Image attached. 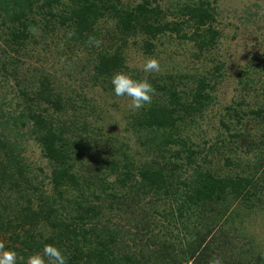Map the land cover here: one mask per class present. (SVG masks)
<instances>
[{"label": "trees", "instance_id": "trees-1", "mask_svg": "<svg viewBox=\"0 0 264 264\" xmlns=\"http://www.w3.org/2000/svg\"><path fill=\"white\" fill-rule=\"evenodd\" d=\"M218 1L0 0V54L9 48L14 55H0V240L7 247L26 257L53 243L66 250L68 264H211L213 257L264 264L251 234L253 210L264 209V100L247 110L226 105L220 121L229 138L203 148L180 134L214 101L217 84L200 67L141 75L156 92L127 113L138 148L105 132L98 120L106 114L94 118L85 101L90 80L111 88L116 72L137 78L134 49L154 55L175 40L201 53L214 48L222 35ZM55 43L72 61L53 62V70L24 61L43 59ZM257 66L264 72V51ZM213 67L208 72L219 78L223 63ZM59 69L67 79L60 86ZM250 82L241 80L244 88ZM25 136L40 146L49 173L27 161ZM241 140L252 158L224 157L225 167L240 169L233 175L209 167V158L208 166L196 163L204 148V157L216 158L218 143L235 151ZM237 199L244 210L232 207Z\"/></svg>", "mask_w": 264, "mask_h": 264}, {"label": "rangeland", "instance_id": "rangeland-1", "mask_svg": "<svg viewBox=\"0 0 264 264\" xmlns=\"http://www.w3.org/2000/svg\"><path fill=\"white\" fill-rule=\"evenodd\" d=\"M217 26L222 32L217 45L203 53L199 52L192 42H183L180 45V41L175 40V42L167 47L165 52L154 53V55L149 53L141 54L134 49L133 58L129 60L130 68L134 69V73H138L137 78H141V75L147 74L143 71L145 61L148 58H156L160 65L159 71L153 72V75L156 77L164 72L168 74L173 71L182 74L193 73L194 68L200 67L205 73L207 72L206 74H209L210 79L215 80L217 85L213 90L214 101L206 108L203 114L197 116L195 121H190V124L180 129L181 135L188 136L191 139L190 143H193L191 144L193 147H208L217 141L218 136L229 138L225 127L220 121V114L225 112L224 107L226 105H235L247 110L249 108H256L264 100V93H261V90L264 89L262 83L264 72L257 66L258 60L264 51V0H219ZM3 46L5 44L0 39V49ZM38 46V50H40L41 46ZM159 46L163 49L162 44ZM49 47L48 51H41L40 55L43 59L39 60L35 55L34 57L23 56L24 61L33 64L42 63L44 66L49 67L50 70H53L51 66L53 62L54 66H59V61L63 62L64 58L73 59L71 53H65L62 43L51 44ZM1 56L5 58L14 55L12 50L6 48L5 53L2 52ZM216 62L223 63L219 78L208 72V70L215 71L213 66ZM56 74V80L59 86L60 79L62 80L61 83H66L65 81L67 79L61 69L56 71ZM248 76L253 78L254 82H250L248 87L244 88L241 80ZM0 78L3 80L4 74H0ZM13 84V79H10L8 82H6V79L4 81L6 88H12ZM86 86L87 96L85 101H87V105L95 110L91 113L92 116L99 119L101 118L100 111L106 114L105 118L98 120L100 127L102 126L104 128L105 126L107 131L101 128L120 140L122 138L125 140L129 139L130 146L132 148H138L140 138L137 137L133 128L130 126L131 118L127 117V113L132 111L128 107L129 98L116 96L113 87L110 88V85L104 87L101 84H97L95 79L86 83ZM241 100L243 102L239 104ZM12 102L15 105V100ZM69 114L72 115L71 112ZM69 114L66 113L65 116ZM242 128L244 129V127ZM242 128L239 130H243ZM253 137H256V134ZM23 142V154L26 156L27 161L32 163L35 170L40 171L38 170V166H41L46 173H49V161L43 157L40 146L35 140L32 137L25 136ZM218 144L221 145L219 147V156L215 158L210 153L209 156L204 157V151L206 149L204 148L196 157V163H204L208 166L206 160L209 158L210 161L212 160V164L209 167L214 165L221 168L222 172L233 175L235 172L240 171V169L234 166L231 168L225 167L224 157L237 158V155L240 154L252 158V153H244V148L247 147V143L243 140L233 143V149L235 151L227 149L223 146V143ZM262 193H264V188L262 189ZM234 206L236 208L235 210H244L243 204L239 203V199L232 203V207ZM253 213L255 220L253 223L251 222L253 226L251 228V234L259 239L260 247L264 249V209H254ZM236 225L242 226L241 224ZM249 233L250 230H248V235ZM241 234L246 235L244 231ZM187 264L193 263L189 262Z\"/></svg>", "mask_w": 264, "mask_h": 264}, {"label": "clouds", "instance_id": "clouds-1", "mask_svg": "<svg viewBox=\"0 0 264 264\" xmlns=\"http://www.w3.org/2000/svg\"><path fill=\"white\" fill-rule=\"evenodd\" d=\"M160 69L156 58H148L143 64L145 73L157 72ZM114 94L129 98L128 107L132 111L142 109L152 102L156 92L152 82L147 78H135L126 71H119L111 78ZM69 256L65 249L53 243H46L42 249L26 257L16 249L7 247L0 240V264H68ZM211 264H223L221 257H213Z\"/></svg>", "mask_w": 264, "mask_h": 264}]
</instances>
